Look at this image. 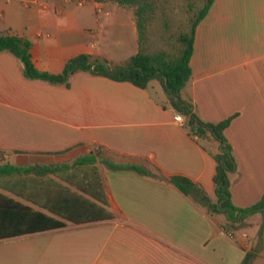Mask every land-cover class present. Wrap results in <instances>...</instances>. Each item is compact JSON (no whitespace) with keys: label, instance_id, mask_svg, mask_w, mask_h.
I'll return each mask as SVG.
<instances>
[{"label":"crops","instance_id":"1","mask_svg":"<svg viewBox=\"0 0 264 264\" xmlns=\"http://www.w3.org/2000/svg\"><path fill=\"white\" fill-rule=\"evenodd\" d=\"M0 33L29 40L35 67L50 73L79 54L116 66L137 52L133 13L113 0H0ZM190 67L182 93L204 121L229 120L232 201L251 206L264 194V0H213L195 26ZM23 69L0 52V163H68L96 151L113 217L73 223L48 213L62 225L0 241L46 237L64 264H241L248 254L264 264V208L226 230L225 214L166 179L103 161L183 175L214 198L219 145L174 120L158 80L143 89L78 71L66 87Z\"/></svg>","mask_w":264,"mask_h":264},{"label":"trees","instance_id":"2","mask_svg":"<svg viewBox=\"0 0 264 264\" xmlns=\"http://www.w3.org/2000/svg\"><path fill=\"white\" fill-rule=\"evenodd\" d=\"M132 11L137 33V52L122 65L110 66L104 59H93L88 54L70 58L59 73H50L35 67L31 59V42L12 34L0 33V52L7 51L24 63L23 74L28 79L52 84L70 85L71 76L78 71L103 76L114 81H126L138 88H147L151 80L162 86L164 102L175 113L181 114L191 135L212 137L219 145L213 156L216 167L212 177L214 198L209 197L197 184L183 175L166 176L159 170L152 172L136 164H116L103 161L111 169H130L154 178H163L183 194L206 207L210 214H225L226 230L246 215L264 208V194L248 207H237L232 201L230 176L237 164L224 131L229 120L209 122L201 119L189 97L182 89L191 76L190 58L196 24L205 16L213 0H199L201 5L189 23V30L179 31L171 48L150 49L149 32L159 26L167 28L165 3L167 0H113ZM193 9V4L189 5ZM98 152L90 151L68 163H35L19 166L0 163V239L34 231L59 227L62 222L55 214L73 223L110 219L108 199L97 161ZM7 191L10 195L2 192ZM46 210L43 212L34 207ZM50 213V214H48ZM246 255L241 264H250Z\"/></svg>","mask_w":264,"mask_h":264},{"label":"rangeland","instance_id":"3","mask_svg":"<svg viewBox=\"0 0 264 264\" xmlns=\"http://www.w3.org/2000/svg\"><path fill=\"white\" fill-rule=\"evenodd\" d=\"M190 4H193L192 10L189 9ZM200 5L199 0H167L165 18L168 26L162 25L149 32V48H171L168 43H174L179 31L189 30V23ZM54 247L46 237L39 236L3 240L0 241V264H64L50 256Z\"/></svg>","mask_w":264,"mask_h":264},{"label":"built area","instance_id":"4","mask_svg":"<svg viewBox=\"0 0 264 264\" xmlns=\"http://www.w3.org/2000/svg\"><path fill=\"white\" fill-rule=\"evenodd\" d=\"M173 118H174V120L177 122V123H179L180 125H182V126H185V119H184V117L181 115V114H179V113H174V116H173Z\"/></svg>","mask_w":264,"mask_h":264}]
</instances>
